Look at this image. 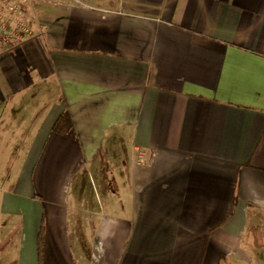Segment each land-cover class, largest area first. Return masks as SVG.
I'll list each match as a JSON object with an SVG mask.
<instances>
[{"label":"crops","instance_id":"0c3cea01","mask_svg":"<svg viewBox=\"0 0 264 264\" xmlns=\"http://www.w3.org/2000/svg\"><path fill=\"white\" fill-rule=\"evenodd\" d=\"M29 4L0 55V264L41 234L42 264H264V0Z\"/></svg>","mask_w":264,"mask_h":264},{"label":"built area","instance_id":"2783aa9c","mask_svg":"<svg viewBox=\"0 0 264 264\" xmlns=\"http://www.w3.org/2000/svg\"><path fill=\"white\" fill-rule=\"evenodd\" d=\"M32 0H0V55L13 51L33 35L23 18L24 7Z\"/></svg>","mask_w":264,"mask_h":264},{"label":"trees","instance_id":"16d2710c","mask_svg":"<svg viewBox=\"0 0 264 264\" xmlns=\"http://www.w3.org/2000/svg\"><path fill=\"white\" fill-rule=\"evenodd\" d=\"M54 131L61 134H70L71 132V125L68 116L65 114L63 115L59 121L57 122ZM43 238L42 234L38 238V256H39V264L43 262Z\"/></svg>","mask_w":264,"mask_h":264},{"label":"rangeland","instance_id":"374dc122","mask_svg":"<svg viewBox=\"0 0 264 264\" xmlns=\"http://www.w3.org/2000/svg\"><path fill=\"white\" fill-rule=\"evenodd\" d=\"M30 8H31V5L28 3L27 5H26V16H25V18H24V20H25V22H26V24H27V27L28 26H31L33 23H32V13H30L29 11H30ZM34 14V13H33ZM31 28H32V26H31Z\"/></svg>","mask_w":264,"mask_h":264}]
</instances>
